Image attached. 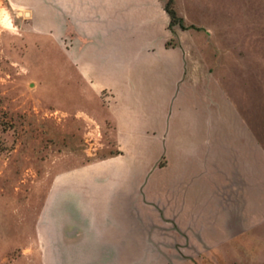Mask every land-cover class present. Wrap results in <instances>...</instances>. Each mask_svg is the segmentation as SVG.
Masks as SVG:
<instances>
[{"label":"rangeland","instance_id":"374dc122","mask_svg":"<svg viewBox=\"0 0 264 264\" xmlns=\"http://www.w3.org/2000/svg\"><path fill=\"white\" fill-rule=\"evenodd\" d=\"M175 7L187 26L175 24L171 42L209 70L213 94L223 88V229L188 235L163 223L126 262L264 264V0ZM29 9L0 0V264H115L114 252L49 250L38 235L53 177L118 149L111 98L88 88Z\"/></svg>","mask_w":264,"mask_h":264},{"label":"crops","instance_id":"0c3cea01","mask_svg":"<svg viewBox=\"0 0 264 264\" xmlns=\"http://www.w3.org/2000/svg\"><path fill=\"white\" fill-rule=\"evenodd\" d=\"M28 1L33 25L58 36L88 88L111 92L119 150L53 177L37 222L48 249L109 251L130 264L163 223L219 234L223 88L213 94L209 70L167 45L165 0Z\"/></svg>","mask_w":264,"mask_h":264},{"label":"trees","instance_id":"16d2710c","mask_svg":"<svg viewBox=\"0 0 264 264\" xmlns=\"http://www.w3.org/2000/svg\"><path fill=\"white\" fill-rule=\"evenodd\" d=\"M165 8L167 9L171 17L169 27L172 29V31H175L174 25L177 23L180 24V26L183 28L187 26L183 21V16L178 13L177 8L175 7V0H165ZM170 44H172L171 39L167 40V45ZM117 153H119V150L115 151L111 155Z\"/></svg>","mask_w":264,"mask_h":264},{"label":"built area","instance_id":"2783aa9c","mask_svg":"<svg viewBox=\"0 0 264 264\" xmlns=\"http://www.w3.org/2000/svg\"><path fill=\"white\" fill-rule=\"evenodd\" d=\"M105 94H106L107 98H111V92L110 91H106Z\"/></svg>","mask_w":264,"mask_h":264}]
</instances>
